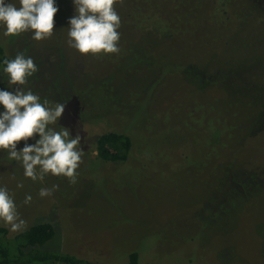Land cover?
I'll return each mask as SVG.
<instances>
[{
  "label": "rangeland",
  "instance_id": "rangeland-1",
  "mask_svg": "<svg viewBox=\"0 0 264 264\" xmlns=\"http://www.w3.org/2000/svg\"><path fill=\"white\" fill-rule=\"evenodd\" d=\"M214 1L200 6L185 45L131 33L121 19V38L147 72L69 48L74 0H54L49 39L5 37L0 26L4 54L24 51L39 68L27 87L65 105L57 130L82 136L75 184L51 174L33 182L0 150V186L14 193L26 229L53 228L45 248L91 264H125L131 252L140 264H264V0H229L221 31L204 18ZM127 4L114 6L118 14ZM7 80L0 69V90L13 91ZM106 132L129 138L125 161L96 157L95 139ZM53 184L59 189L41 198ZM230 189L248 193L235 198ZM0 226L7 238L22 232Z\"/></svg>",
  "mask_w": 264,
  "mask_h": 264
},
{
  "label": "clouds",
  "instance_id": "clouds-1",
  "mask_svg": "<svg viewBox=\"0 0 264 264\" xmlns=\"http://www.w3.org/2000/svg\"><path fill=\"white\" fill-rule=\"evenodd\" d=\"M124 0H74L75 14L69 18L67 46L82 55L119 54L121 17L115 9ZM59 11L54 0H18V3L0 0V26L5 37L31 33L35 41H43L54 35V16ZM3 72L8 76V86L13 91L0 90V150L8 158L19 162L24 177L33 182H43L49 174L63 176L71 184L77 183L78 168L83 163L84 150L79 132L73 137L70 129L56 125L65 111V105L57 102L50 106L27 87L30 78L39 71L37 64L24 51H17L14 58L3 60ZM39 136L36 139V136ZM32 139L35 143H29ZM23 141V147L18 145ZM23 182L17 188H23ZM59 185L42 187L41 198L51 197ZM32 202L26 195L23 203ZM0 221L12 232L24 231L27 221L21 217L14 200V193L7 185L0 186Z\"/></svg>",
  "mask_w": 264,
  "mask_h": 264
},
{
  "label": "trees",
  "instance_id": "trees-1",
  "mask_svg": "<svg viewBox=\"0 0 264 264\" xmlns=\"http://www.w3.org/2000/svg\"><path fill=\"white\" fill-rule=\"evenodd\" d=\"M208 1L210 0H128L127 6L120 10L119 15L122 21H126L127 29L131 33L137 34L152 30L166 41L181 43L183 36L185 37L188 33L187 30L191 31L190 26L194 16L200 14V6ZM228 1L215 0V5L206 12L204 17L217 31H221L231 18H229L231 14L225 12L227 8H230ZM230 4L237 3L232 1ZM186 23L189 24L188 27L185 25ZM120 42L122 47H120L119 54H100L98 56L107 59V61L112 60L113 63L121 64L122 67H118L120 70L133 69L136 71L149 68L144 65V61L136 52L130 51L127 46L129 38H121ZM5 58L9 57L0 47V69L5 67L3 64ZM137 60L140 67L136 65ZM144 70L148 71V69ZM130 146L129 138L123 134L102 133L95 139V155L104 161L123 162L127 158ZM236 190L230 189L229 195L242 199L248 193V191L240 189L242 192L239 194ZM226 204L222 201L219 205L222 207L225 205L224 210H226ZM53 235V228L48 223L32 225L11 238H7V229L0 226V264H91L72 255L45 248V244L52 239ZM125 264H140L137 253H129Z\"/></svg>",
  "mask_w": 264,
  "mask_h": 264
}]
</instances>
